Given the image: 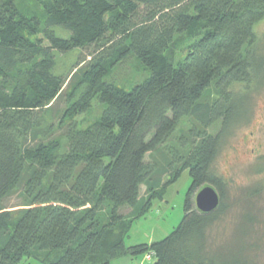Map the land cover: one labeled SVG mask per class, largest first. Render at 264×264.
<instances>
[{"label": "trees", "instance_id": "1", "mask_svg": "<svg viewBox=\"0 0 264 264\" xmlns=\"http://www.w3.org/2000/svg\"><path fill=\"white\" fill-rule=\"evenodd\" d=\"M41 5L36 14L0 0V264H109L148 252L150 264H258L259 188L228 199L213 163L264 86V33L254 31L264 0ZM183 34L194 40L174 64L166 54ZM74 49L86 53L56 73L55 53ZM130 56L149 74L126 90L106 77ZM93 103L97 117L80 128L75 117ZM185 170L179 224L161 240L126 246L133 221ZM205 185L219 196L208 213L193 205ZM14 195L17 205L6 206ZM53 250L61 253L50 260Z\"/></svg>", "mask_w": 264, "mask_h": 264}, {"label": "rangeland", "instance_id": "2", "mask_svg": "<svg viewBox=\"0 0 264 264\" xmlns=\"http://www.w3.org/2000/svg\"><path fill=\"white\" fill-rule=\"evenodd\" d=\"M42 0H16V3L32 13L41 14ZM53 31L60 37L69 36V32L61 27H54ZM254 31L258 36L264 33V17L254 26ZM194 40L190 36L183 34L175 38L171 47L167 51V57L175 63L184 54L186 47ZM81 53H80V52ZM85 54L86 50L74 49L67 53H55L56 73L66 72L77 60L78 55ZM149 71L134 56L126 58L119 66L113 69L106 77L117 86L128 90L134 84L141 82L147 77ZM249 110L246 118L241 121L232 132L226 137L220 151L213 163L215 172L229 182L227 192L228 199L235 201L238 192L243 187H258L259 192L252 200L255 204L253 212L256 219V237L260 239V251L257 255L258 264H264V86L250 98ZM99 106L93 103L86 112L75 117L80 128L88 126L98 115ZM217 125L209 130L215 132ZM257 168H262L261 172H255ZM191 179L188 172L183 171L178 179L170 184L165 191L163 199H154L151 207L142 216H138L132 223L128 236L125 238L126 246L158 241L169 234L181 221L183 217V203L186 191L190 186ZM140 194H144V187L140 189ZM195 195V193H194ZM19 199L16 195L4 201L6 206L15 207ZM227 202V201H226ZM194 205V196H193ZM195 206V205H194ZM234 209V208H233ZM120 212L128 213L129 207H120ZM233 212L228 213L216 226V240L222 238V230L225 225L232 223ZM48 254L50 260L61 253L53 250ZM44 254V255H46ZM150 264L153 260H147L142 255H137L133 262L126 264ZM121 260L114 259L110 264H123ZM25 264H41L34 259H25Z\"/></svg>", "mask_w": 264, "mask_h": 264}, {"label": "water", "instance_id": "3", "mask_svg": "<svg viewBox=\"0 0 264 264\" xmlns=\"http://www.w3.org/2000/svg\"><path fill=\"white\" fill-rule=\"evenodd\" d=\"M218 204V193L210 185L201 187L194 195V205L199 212H211L217 208Z\"/></svg>", "mask_w": 264, "mask_h": 264}, {"label": "crops", "instance_id": "4", "mask_svg": "<svg viewBox=\"0 0 264 264\" xmlns=\"http://www.w3.org/2000/svg\"><path fill=\"white\" fill-rule=\"evenodd\" d=\"M152 242V241H151ZM145 243V242H144ZM150 243V242H149ZM143 256V255H142ZM135 257H129V256H123L120 258H117V260H121L120 262H122L123 264H126V262H133V259ZM110 264V263H109ZM139 264H141V260L139 261Z\"/></svg>", "mask_w": 264, "mask_h": 264}, {"label": "built area", "instance_id": "5", "mask_svg": "<svg viewBox=\"0 0 264 264\" xmlns=\"http://www.w3.org/2000/svg\"><path fill=\"white\" fill-rule=\"evenodd\" d=\"M145 259L147 260H151L153 257V253L152 252H148L147 254L144 255Z\"/></svg>", "mask_w": 264, "mask_h": 264}]
</instances>
